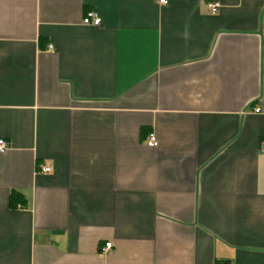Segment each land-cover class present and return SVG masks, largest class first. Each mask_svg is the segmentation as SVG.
<instances>
[{"label": "crops", "instance_id": "crops-1", "mask_svg": "<svg viewBox=\"0 0 264 264\" xmlns=\"http://www.w3.org/2000/svg\"><path fill=\"white\" fill-rule=\"evenodd\" d=\"M158 2L0 0V264H264V0Z\"/></svg>", "mask_w": 264, "mask_h": 264}, {"label": "built area", "instance_id": "built-area-1", "mask_svg": "<svg viewBox=\"0 0 264 264\" xmlns=\"http://www.w3.org/2000/svg\"><path fill=\"white\" fill-rule=\"evenodd\" d=\"M159 4H166V0H159ZM220 4L217 2H209L206 4V10L209 14L214 15L218 12ZM101 23L99 16L93 11H86L83 18L82 24L85 26L97 27ZM254 113H259V109L255 108ZM146 145L148 147H155L157 145L156 137L153 133H150L146 139ZM7 150V144L4 140L0 139V153H4ZM259 152L264 154V141L259 146ZM41 173L48 174L50 169L48 167H43L40 171ZM111 245L109 243L105 244L102 248L103 252L110 250Z\"/></svg>", "mask_w": 264, "mask_h": 264}, {"label": "trees", "instance_id": "trees-1", "mask_svg": "<svg viewBox=\"0 0 264 264\" xmlns=\"http://www.w3.org/2000/svg\"><path fill=\"white\" fill-rule=\"evenodd\" d=\"M22 201V196L18 193H11L9 196V206L11 208H14L17 204H21Z\"/></svg>", "mask_w": 264, "mask_h": 264}]
</instances>
